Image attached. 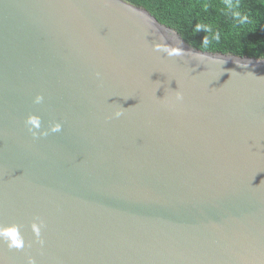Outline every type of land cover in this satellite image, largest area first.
I'll return each mask as SVG.
<instances>
[{"label":"water","instance_id":"1","mask_svg":"<svg viewBox=\"0 0 264 264\" xmlns=\"http://www.w3.org/2000/svg\"><path fill=\"white\" fill-rule=\"evenodd\" d=\"M12 226L3 264H264V59L197 50L125 0H0Z\"/></svg>","mask_w":264,"mask_h":264},{"label":"trees","instance_id":"2","mask_svg":"<svg viewBox=\"0 0 264 264\" xmlns=\"http://www.w3.org/2000/svg\"><path fill=\"white\" fill-rule=\"evenodd\" d=\"M125 1L146 10L197 50L264 59V0ZM197 24L208 30L194 31ZM205 37L209 40L206 49Z\"/></svg>","mask_w":264,"mask_h":264},{"label":"clouds","instance_id":"3","mask_svg":"<svg viewBox=\"0 0 264 264\" xmlns=\"http://www.w3.org/2000/svg\"><path fill=\"white\" fill-rule=\"evenodd\" d=\"M238 6V5H237ZM205 7H207V5H205ZM228 7H234V5L232 4H228ZM202 28H204L205 31H207L208 29L206 27H204L201 24H197L196 28L194 29V31H200ZM202 45L205 47V49L207 48V46L209 45V40L207 37H205L202 40ZM159 47V46H157ZM165 50L168 52L169 55H182V49L179 48H165ZM97 78L100 77V74L97 73ZM182 99V96L179 92L176 93V100L180 101ZM43 101V97L41 95H37L34 98V103L38 104L41 103ZM123 114V111H117L114 113V117H120ZM25 126L27 127L28 132L32 135L33 139H37V133L35 131H33V128H36L39 126V121L36 117L29 115L27 117V119L25 120ZM62 130V125L60 123H54L53 126L50 128V131L52 133H58ZM48 133H41V135H47ZM41 227H43V223L41 222L40 224H36L33 223L31 225L32 228V232L34 234V236L36 237V242L39 243L41 246H43L44 241L40 239V235H41ZM0 241H3L6 243L7 248L8 249H17L20 250L22 248L25 247L24 244V240L20 235V231L18 229V227L16 226H12V227H7V228H0ZM0 264H3L2 261H0ZM27 264H35V261L29 257L27 260Z\"/></svg>","mask_w":264,"mask_h":264}]
</instances>
